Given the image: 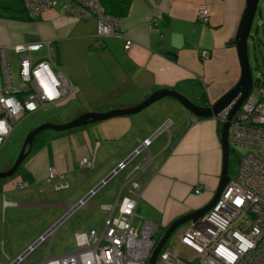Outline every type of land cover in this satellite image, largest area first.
Instances as JSON below:
<instances>
[{
	"label": "crops",
	"instance_id": "obj_1",
	"mask_svg": "<svg viewBox=\"0 0 264 264\" xmlns=\"http://www.w3.org/2000/svg\"><path fill=\"white\" fill-rule=\"evenodd\" d=\"M9 1L13 0L0 1V49L5 48V58L6 52L14 51L17 76L19 55L12 46L49 42L45 53L42 48L33 56L50 54L57 72L75 87L70 97L42 109H54L56 114L40 118L41 125L132 109L162 90L176 92L195 105L205 95L211 105L240 80L236 47L230 43L235 42L246 0H130L127 14L119 19V36L105 38L98 37L94 18L71 17L59 5L30 18L19 2L12 6ZM203 5L210 12L207 24L196 18ZM126 40L132 42L129 51L124 49ZM204 51L207 59L202 57ZM6 61L13 78V65ZM189 115L178 101L165 97L132 115L37 134L16 173L0 179V264L17 259L67 218L63 232L73 241L74 251L76 233L99 232L92 218L102 217L105 227L110 216H117V205L127 196L124 182L132 173L137 184L132 226L137 232L149 224L157 234L205 207L219 187L223 150L216 121L190 122ZM148 139L149 146L129 160ZM83 158L90 159V167L80 166ZM127 160L123 169L98 186ZM12 165L4 163L0 172ZM49 169L57 175L49 178ZM20 183L26 186L17 189ZM94 189L98 192L88 206L67 217V207ZM141 217L152 223H143ZM53 241L37 264L47 255L55 257L50 255Z\"/></svg>",
	"mask_w": 264,
	"mask_h": 264
},
{
	"label": "built area",
	"instance_id": "obj_2",
	"mask_svg": "<svg viewBox=\"0 0 264 264\" xmlns=\"http://www.w3.org/2000/svg\"><path fill=\"white\" fill-rule=\"evenodd\" d=\"M13 1L19 2L30 18L59 5L67 15L77 19H96L98 37L119 36V19L107 15L100 0ZM196 18L207 24L210 20L208 8L200 6ZM44 47L49 49L50 43L12 46L19 55L17 85L5 58V48L0 49V121H5L8 128L6 135L0 134V151L26 116L70 97L75 91L73 83L57 72L50 54L33 56ZM131 47L132 42L126 40L125 51ZM208 55L207 51L202 52L204 59ZM235 102L214 117L215 121L225 123ZM189 120L196 121V118L189 115ZM228 140L230 146L245 147L248 152L239 159L235 175L230 177L215 206L195 222H190L178 236L176 244V241L165 244L158 256L159 264H193L196 259L201 264H264V86L253 85L249 96L232 116ZM149 143V139L145 140L135 154L147 148ZM90 162V159L83 158L79 164L86 168L90 167ZM124 167L125 164L121 163L116 171ZM56 175L53 169H49V178ZM135 176L132 173L126 178L127 196L118 203L117 216H110L102 232L76 233L74 251L55 257L47 255L41 264H148L157 245L156 234L149 224H145L140 232L132 226L136 208L133 198L137 188ZM24 186L25 183L18 184L19 189ZM94 193L91 191L77 204L69 205L66 216L86 208ZM195 193L199 194L200 188ZM108 209L112 214L113 208ZM56 230L57 226L50 228L38 243L52 240ZM0 248L3 251L2 239ZM31 252L32 248L9 264H20Z\"/></svg>",
	"mask_w": 264,
	"mask_h": 264
},
{
	"label": "water",
	"instance_id": "obj_3",
	"mask_svg": "<svg viewBox=\"0 0 264 264\" xmlns=\"http://www.w3.org/2000/svg\"><path fill=\"white\" fill-rule=\"evenodd\" d=\"M260 1L261 0H246V6L244 9L238 30H237L236 37H235V47H236V51H237V55H238V59L240 63V68H241L240 80L231 90L225 93L215 103L209 105L208 107H201V106L193 104L189 99H187L186 97L176 92L169 91V90H162V91H158L154 93L146 101H144L143 103H141L140 105L132 109L113 110L107 113H100V114L88 113V114L80 116L79 118H77L76 120L70 123H66L63 125L43 124L39 126L38 128L32 130L27 135L16 161L14 162V164L9 170L5 172H0V179L9 178L16 173L19 166L22 164L24 159L29 154L31 145H32V142L35 136L43 131L52 130L56 132H63V131H68L70 129L77 128L80 126H85V125L92 124L95 122H100V121H103V120H106L112 117H116V116L132 115V114L140 112L141 110L147 108L151 104L165 97H170L178 101L179 104L190 115L196 117L197 119H213L221 111H223L232 101L236 100L234 107L232 108L230 115L227 118V121L223 124V126L221 127V131H220V141H221V146L223 150V166H222V174L220 178V183L216 191V194L214 198L212 199V201L209 202L205 207L177 219L176 221H174L172 224H170L166 228L164 235L161 237V239L159 240V242L153 249L152 254L148 260V264H156V261H157V258L160 252L162 251L163 247L165 246V244L167 243V241L169 240L173 232L177 228H179L181 225L187 222H195L196 220L204 216L208 211H210L212 207L215 206L223 188L226 186V184L230 180V176H229L230 145H229V140H228L229 122L232 119V116L238 110V108L242 105V103L249 96V94L252 91L253 85H254V80L252 78V73H251V67L249 64L248 39L251 34L252 24H253L256 12L258 10ZM135 151L129 157V160L136 155ZM106 180L107 178L104 179L102 183H100L99 185L103 184V182H106ZM95 190L96 189L92 191L96 193L97 191ZM60 222L61 221L56 223L55 226H57V224H60ZM43 235H45V233ZM39 239H37L35 243L30 245L28 249L21 255H25L27 252L31 250V248L33 252L40 245L38 243Z\"/></svg>",
	"mask_w": 264,
	"mask_h": 264
},
{
	"label": "rangeland",
	"instance_id": "obj_4",
	"mask_svg": "<svg viewBox=\"0 0 264 264\" xmlns=\"http://www.w3.org/2000/svg\"><path fill=\"white\" fill-rule=\"evenodd\" d=\"M9 4H12V6H18V2L15 1H9ZM2 11V9H0ZM64 12V11H63ZM260 13L264 17V0H261L258 6V10L256 12L252 28H251V38L248 39V56H249V64L251 67V73L253 80H262L264 82V19L260 18ZM66 14V13H65ZM70 16V15H69ZM72 17V16H71ZM75 18V17H74ZM257 32V36H255V33ZM36 43L34 41L28 42L26 44ZM45 48L42 50V53H45ZM6 59L13 65L12 72H13V79L14 83L17 85L19 84V78L17 76V69H16V60L17 57L14 54V51H8L6 52ZM56 114V111L54 109L51 110V108H46V110H39L35 112L34 114H31L27 117H25L18 125L17 127L12 131L10 136L8 137L6 143L3 145L1 151H0V170L2 166H4V163L7 162H14L16 161L17 157L19 156V153L21 151L22 145L27 137V135L34 129L41 126L40 124V118L47 117V116H53ZM196 118V117H195ZM196 120H199L196 118ZM215 121V119L213 118ZM217 123V121H216ZM221 123V122H220ZM224 123H221L223 126ZM231 175L234 176L235 172L238 168V162L239 159H241L247 152L248 149L241 146H235L231 145ZM18 189V185H17ZM98 192V191H97ZM81 209L76 210L75 212H80ZM73 212V213H75ZM72 213V214H73ZM143 219V223H152L149 221L147 217H141ZM92 221L94 222V225L98 226L99 232H102L103 227L105 225V221L102 217L96 216L92 218ZM69 221L68 218L64 220L61 224H57V228L60 227L59 231H57V235L53 239L49 240L50 243L53 241V244L51 245V256H58L62 254H66L70 251H73V241L71 239L64 236L65 227L68 225ZM190 222H187L183 225H181L179 228H177L167 243H177L178 236L185 230V228L189 225ZM55 226V225H54ZM49 230V229H48ZM49 241H47L49 243ZM48 243L40 244L33 252L28 254L21 264H37L38 259H41L43 255V251L47 248ZM50 247V246H49ZM48 247V249H49ZM28 249V248H27ZM26 249V250H27ZM1 250V248H0ZM25 250V251H26ZM24 251V252H25ZM23 252V253H24ZM16 259V258H15ZM14 260V259H13ZM159 260L157 259L156 264H159ZM39 263V262H38ZM193 264H201L199 259H196Z\"/></svg>",
	"mask_w": 264,
	"mask_h": 264
},
{
	"label": "trees",
	"instance_id": "obj_5",
	"mask_svg": "<svg viewBox=\"0 0 264 264\" xmlns=\"http://www.w3.org/2000/svg\"><path fill=\"white\" fill-rule=\"evenodd\" d=\"M100 3L102 5V7L104 8V11L107 15H109L110 17H113V18L120 19L127 14L131 2H130V0L129 1L128 0H100ZM260 18L264 19V17L262 16L261 13H260ZM255 36H257V32L255 33ZM249 38H251V35ZM230 44L233 45V44H235V42L232 41ZM254 86H264V82L262 80H255ZM197 105L201 106V107H208L209 106V101L205 95L198 98ZM34 113H32V114H34ZM199 120H202V119H199ZM217 126H218V131L220 133L221 127H222L221 123L217 122ZM230 156H231V149H230ZM229 176L232 177V175H231V158H230V162H229ZM165 231H166V228L161 229L155 235L154 239H155L156 243L159 242L161 237L164 235Z\"/></svg>",
	"mask_w": 264,
	"mask_h": 264
},
{
	"label": "flooded vegetation",
	"instance_id": "obj_6",
	"mask_svg": "<svg viewBox=\"0 0 264 264\" xmlns=\"http://www.w3.org/2000/svg\"><path fill=\"white\" fill-rule=\"evenodd\" d=\"M149 140H150V142H151V139H149ZM142 143H143V142H142ZM142 143H141V144H142ZM149 144H150V143H149ZM148 146H149V145H148ZM138 149H139V148H138ZM136 150H137V149H136ZM140 152H141V151H140ZM140 152H139V153H140ZM139 153H138V154H139ZM127 162H128V160H127V161H124V162H122V163H124V164L126 165ZM138 170H139V168H138ZM114 171H116V169H115ZM114 171L111 172L110 175L107 176V180H106V182H107L109 179H111L114 175H116V174L118 173V172L116 171L115 174H113ZM48 174H49V173H48ZM106 182H104L103 184L99 185V187H101L102 185H104ZM101 183H102V182H101ZM25 186H26V184H25ZM25 186H24V187H25ZM95 191H96V190H95ZM94 194H95V193H94ZM89 199H90V198H89ZM88 201H89V200H88Z\"/></svg>",
	"mask_w": 264,
	"mask_h": 264
},
{
	"label": "clouds",
	"instance_id": "obj_7",
	"mask_svg": "<svg viewBox=\"0 0 264 264\" xmlns=\"http://www.w3.org/2000/svg\"><path fill=\"white\" fill-rule=\"evenodd\" d=\"M7 133H8V128L6 127V122L0 121V134L6 135Z\"/></svg>",
	"mask_w": 264,
	"mask_h": 264
},
{
	"label": "bare ground",
	"instance_id": "obj_8",
	"mask_svg": "<svg viewBox=\"0 0 264 264\" xmlns=\"http://www.w3.org/2000/svg\"><path fill=\"white\" fill-rule=\"evenodd\" d=\"M129 1V0H128ZM51 45V44H50ZM222 193V192H221ZM221 195V194H220ZM220 197V196H219ZM219 199V198H218Z\"/></svg>",
	"mask_w": 264,
	"mask_h": 264
},
{
	"label": "snow or ice",
	"instance_id": "obj_9",
	"mask_svg": "<svg viewBox=\"0 0 264 264\" xmlns=\"http://www.w3.org/2000/svg\"><path fill=\"white\" fill-rule=\"evenodd\" d=\"M239 202V201H238Z\"/></svg>",
	"mask_w": 264,
	"mask_h": 264
}]
</instances>
